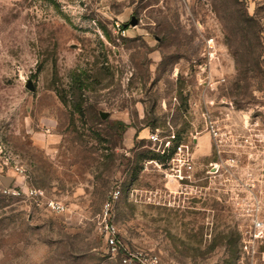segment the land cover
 Listing matches in <instances>:
<instances>
[{"label":"rangeland","instance_id":"1","mask_svg":"<svg viewBox=\"0 0 264 264\" xmlns=\"http://www.w3.org/2000/svg\"><path fill=\"white\" fill-rule=\"evenodd\" d=\"M145 128L197 143L196 187ZM106 222L161 264H264V0H0V264H125Z\"/></svg>","mask_w":264,"mask_h":264},{"label":"built area","instance_id":"2","mask_svg":"<svg viewBox=\"0 0 264 264\" xmlns=\"http://www.w3.org/2000/svg\"><path fill=\"white\" fill-rule=\"evenodd\" d=\"M208 47L210 54L213 55V50L216 47L215 38L211 37L208 40ZM217 82L211 81L208 84V89L212 92L217 91ZM210 133L212 137L217 139L219 131L215 127V123L211 121ZM148 142L151 144L150 149L157 153L159 157L163 158L164 162L158 163L156 160H151L149 163H156L161 167H165V173L168 177L178 183L181 187L187 189L189 187H196V156L195 148L197 143L190 142H177L176 133H172L162 138L157 130L150 132L148 136ZM4 193L20 195L22 189L5 188ZM27 195L33 198L42 199L44 197V191L32 187L28 190ZM112 198L106 201L104 210L105 214H110L112 207V201L116 197V194L111 195ZM47 206L57 212H65L67 206L60 201L54 199H46ZM103 233L105 235L106 243L109 250L114 255H121V260L125 264H161L160 258L155 254H147L141 251H132L127 249L121 239L119 238V232L114 223L106 222L103 226Z\"/></svg>","mask_w":264,"mask_h":264},{"label":"water","instance_id":"3","mask_svg":"<svg viewBox=\"0 0 264 264\" xmlns=\"http://www.w3.org/2000/svg\"><path fill=\"white\" fill-rule=\"evenodd\" d=\"M132 24H137V21L136 20H134V21H132ZM27 86L31 89V90H34V86H33V84H32V79H29L28 80V82H27Z\"/></svg>","mask_w":264,"mask_h":264},{"label":"crops","instance_id":"4","mask_svg":"<svg viewBox=\"0 0 264 264\" xmlns=\"http://www.w3.org/2000/svg\"><path fill=\"white\" fill-rule=\"evenodd\" d=\"M143 133V136H148V134H149V131L145 128V129H143V131H142Z\"/></svg>","mask_w":264,"mask_h":264},{"label":"trees","instance_id":"5","mask_svg":"<svg viewBox=\"0 0 264 264\" xmlns=\"http://www.w3.org/2000/svg\"><path fill=\"white\" fill-rule=\"evenodd\" d=\"M125 25H126V24H124L123 26H125ZM157 155H158V154L154 152V155H153V156H157ZM157 157H158V156H157ZM150 158H152V157H150Z\"/></svg>","mask_w":264,"mask_h":264}]
</instances>
